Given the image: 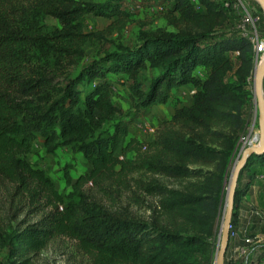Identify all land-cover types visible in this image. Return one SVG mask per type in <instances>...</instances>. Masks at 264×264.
Segmentation results:
<instances>
[{
	"label": "trees",
	"instance_id": "trees-1",
	"mask_svg": "<svg viewBox=\"0 0 264 264\" xmlns=\"http://www.w3.org/2000/svg\"><path fill=\"white\" fill-rule=\"evenodd\" d=\"M126 1L0 0L1 264H58L42 254L66 242L74 247L65 264L77 254L92 264H201L217 235L246 132L254 46L239 30L225 31L240 17L224 0H162L169 29L142 32L135 46L90 61L72 79L69 67L96 37L85 18L124 25ZM148 70L159 75L146 87ZM113 75L128 83V109L113 100ZM187 85L197 89L192 104L158 121L154 140L129 138L143 111ZM39 138L47 154L70 148L91 165L76 181L65 175L69 193L29 162ZM253 158L241 174L233 225L260 171L252 169L264 166V155Z\"/></svg>",
	"mask_w": 264,
	"mask_h": 264
},
{
	"label": "rangeland",
	"instance_id": "rangeland-1",
	"mask_svg": "<svg viewBox=\"0 0 264 264\" xmlns=\"http://www.w3.org/2000/svg\"><path fill=\"white\" fill-rule=\"evenodd\" d=\"M84 1L94 2V3H104L107 0H84ZM161 2L162 0H127L124 3V8L127 9V13L129 14V17L125 19L124 25H122L121 22H117L116 18L112 20H108L105 18H97L92 15L87 16L85 18V30L87 33L96 34V37L92 42H90L85 46L84 57L82 59L76 60V64L69 67V73L72 79L77 78L90 61L100 60L111 53L117 52L120 47L135 46L138 43L139 36L142 32H155L158 30L169 29L170 27L165 17L166 13L161 12L162 10V5L160 4ZM255 12L259 13L262 18L264 17V10L262 13L258 10ZM45 23L48 24L49 26L57 25V21L51 17H47ZM259 33H260V38L262 39V45L258 47L259 54L258 52H255L254 54V70L249 80V84L246 88L251 93V95L248 97V106L246 108L247 126L244 135L247 136L248 133L249 134L254 133L256 130H258L259 133L261 134L259 140H261L262 127L257 112L256 97L254 93L255 92L254 77H255L256 69L259 66V61H261V57L264 53V19L261 21L259 25ZM150 74L151 73L148 72V73H144L143 75V83L146 87H148V85L151 82ZM110 78H111V82L114 85L113 86L114 102L123 108L127 107L128 83L125 77L113 75L110 76ZM83 86H84L83 83H81L78 85V88H82ZM263 90H264V82H263ZM85 92L86 93L89 92V86L86 88ZM157 109L158 108L147 109L142 112V114L138 117L140 118V120L137 122L134 121L133 124L131 125L133 135H136V132H139L140 130L142 136L145 139L149 138L150 128L146 127L147 134H145L143 133V129L141 128V125H144L146 123L152 125V123L155 122L156 120L155 114L153 112L155 111L159 112ZM256 124L258 125V129H255ZM118 154H120V152H118ZM238 155L234 158L232 166L230 168V175L228 182H230V178L233 173L234 165L236 163ZM133 156H134L133 154H130L128 157L132 159ZM28 160L30 163L36 165L37 167L43 168L55 181L56 188L62 193L70 192V188L67 186V182L65 178L66 174H69L72 177L73 181H76L79 175L84 173H89L91 169L89 164L85 161L84 157H82L77 153H73L70 148L59 149L54 155L47 154L43 148L42 139L40 138L37 141H35L33 146V151L28 156ZM257 164L258 162L254 163V165ZM257 167L258 166H255L254 169L260 170V172H262V173L259 172V175L261 174L264 175V170H263L264 166H261L260 168L256 169ZM248 174L251 175L252 173L248 171ZM247 178L248 176L244 177L245 180V183L243 181L244 184H246ZM256 181L259 184H261L260 185L262 186L261 188L264 187L260 180L256 179ZM243 183H241V186H243L242 188H245V185ZM228 186L229 183L225 190L224 210H223L222 219L219 224V228L217 230V235L211 239L210 241L211 246L209 247L208 252H206V258L201 261V264H215L216 262V257L220 245V232L222 228L223 217L226 207ZM133 211H135V213L138 214L143 213L142 211L137 212V210L134 208ZM72 244L73 243L70 242L62 243V246H64L65 249L63 247V249L57 251H53V250L46 251L42 254V258L51 259V261L56 259L55 261L58 264H65L64 257L66 256V254H64V252L66 250L67 254H71L72 251L70 248H67V246L69 245L71 248H73L74 246ZM5 255L6 252L4 250L3 251L0 250V264L5 261ZM83 258H84L83 255L77 254L76 258L72 259V262H70V264H82V262H84V264L93 263L90 257L89 258L85 257V259Z\"/></svg>",
	"mask_w": 264,
	"mask_h": 264
},
{
	"label": "crops",
	"instance_id": "crops-1",
	"mask_svg": "<svg viewBox=\"0 0 264 264\" xmlns=\"http://www.w3.org/2000/svg\"><path fill=\"white\" fill-rule=\"evenodd\" d=\"M243 1L245 2V4H247V6L250 8V10L252 12H255L258 10L256 4H254L253 1H251V0H243ZM233 26H234V24L231 25L230 27H228L227 30H225L229 35L231 33L235 32V30H238V24L235 25L234 27ZM235 54L237 55V53H235ZM148 72L151 73L150 74L151 80L155 76L159 75L158 70H148L146 73H148ZM197 74L202 79L207 78V71L204 68H198ZM196 91H197V89L193 85H187V86H183L179 89L172 90L170 101L167 104H165V105H153L149 108V109L158 108L157 110L159 111V112H156V111L153 112L155 114L156 120H155V122H153L154 120L152 121L153 122L152 125L147 124V123L144 125H141V128L143 129V133H145V134H147L146 127L150 128L149 138L145 139L142 136L140 130H139V132H136V135H133L132 134V127H131V134H130L129 138H137L141 141H149V142L154 140L156 137L158 121L171 119L172 116L174 115V113L176 112L177 108L182 107V106L191 105L193 100H194V95L196 94ZM128 95H129V89L127 90V96ZM128 108H129V105H127V107H125V109H128ZM139 120H140V118L135 119L136 122ZM247 135L260 138L261 134L259 133V131H257V132L255 131L254 133H250V134L248 133ZM240 151L241 150L239 149L238 154H240ZM79 155H81L83 157L82 154L79 153ZM239 156L240 155H238V157ZM89 166L91 168L90 164H89ZM258 168H260V167H257L256 169H258ZM90 171H91V169H90ZM254 171H255V169L252 170V172H254ZM260 173H262V172H260ZM247 174H248V172L245 174V176H248V178L246 180V184L250 180L249 179L250 174H248V175ZM262 176H264V175H262V174L259 175V173L257 176H255V178L252 181L251 188L247 191V194L245 196H243L241 199V203L238 207L237 214L234 218V226L239 231L242 238L238 242L231 244L229 247V250H228L229 253H231V252H233V250L235 248L244 246L245 244L243 242V238L245 236L250 235V236H256V237L261 238L263 240V247L260 250L254 251L252 254L249 255V257L247 258L248 264H264V214H263V218L262 217L261 218H253L252 220L250 219V214H251L253 209H255V208L260 209L264 212V187L261 188L262 187V186H260L261 184H259L256 181V179L260 180L264 186V180L262 179ZM243 181L245 183L244 179L242 180V183H243ZM246 184H244V185H246Z\"/></svg>",
	"mask_w": 264,
	"mask_h": 264
},
{
	"label": "built area",
	"instance_id": "built-area-1",
	"mask_svg": "<svg viewBox=\"0 0 264 264\" xmlns=\"http://www.w3.org/2000/svg\"><path fill=\"white\" fill-rule=\"evenodd\" d=\"M225 6L231 8L240 17L238 25L239 35L242 39L250 42L254 46L255 52H258V47L262 45L260 38L259 25L262 17L259 13L252 12L243 0H224ZM254 129V126H253ZM261 143L258 137L247 135L240 141V148L246 149L250 146H258ZM239 148V149H240ZM264 180V176H262ZM264 212L260 209H253L250 214V219L263 218ZM241 234L232 224L230 234V245L238 242L241 239ZM244 246L237 247L233 252L228 251V262L230 264H248L247 258L254 251L260 250L263 247V240L256 236H245L243 238Z\"/></svg>",
	"mask_w": 264,
	"mask_h": 264
},
{
	"label": "water",
	"instance_id": "water-1",
	"mask_svg": "<svg viewBox=\"0 0 264 264\" xmlns=\"http://www.w3.org/2000/svg\"><path fill=\"white\" fill-rule=\"evenodd\" d=\"M264 10V0H254ZM264 61L258 66L254 77V93L256 97L257 112L261 121L262 140L258 146H250L246 149L242 148L240 156L234 165L233 173L230 178L228 193L226 199V207L223 217L222 228L220 232V245L216 257L215 264H226L227 252L230 244L231 226L236 210V197L239 188L241 174L247 163L252 161L253 156L264 155Z\"/></svg>",
	"mask_w": 264,
	"mask_h": 264
},
{
	"label": "bare ground",
	"instance_id": "bare-ground-1",
	"mask_svg": "<svg viewBox=\"0 0 264 264\" xmlns=\"http://www.w3.org/2000/svg\"><path fill=\"white\" fill-rule=\"evenodd\" d=\"M263 61H264V53H263V55H262V57H261V61H259V66L263 63ZM262 140V139H261Z\"/></svg>",
	"mask_w": 264,
	"mask_h": 264
}]
</instances>
